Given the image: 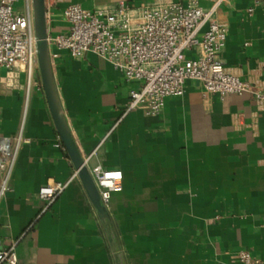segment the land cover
Wrapping results in <instances>:
<instances>
[{"label":"crops","instance_id":"1","mask_svg":"<svg viewBox=\"0 0 264 264\" xmlns=\"http://www.w3.org/2000/svg\"><path fill=\"white\" fill-rule=\"evenodd\" d=\"M94 9L119 0H71ZM136 6L154 0H123ZM196 2L210 8L213 0ZM65 2L47 4L48 37L67 32ZM229 0L221 57L242 80L264 81V9ZM22 6H17L21 10ZM192 55V52H187ZM61 104L88 167L123 173L108 209L126 264H241L248 250L264 264V110L249 93L206 99L196 80L168 97L162 112L123 115L137 87L106 59L66 52L53 62ZM22 136L0 201V250L15 244L18 264H115L107 235L54 125L38 73L0 67V135ZM68 182L49 205L39 188Z\"/></svg>","mask_w":264,"mask_h":264},{"label":"built area","instance_id":"2","mask_svg":"<svg viewBox=\"0 0 264 264\" xmlns=\"http://www.w3.org/2000/svg\"><path fill=\"white\" fill-rule=\"evenodd\" d=\"M22 1L21 10L17 3ZM229 0H213L210 8L195 1L154 0L133 6L119 0L112 7L89 9L71 0L65 2L63 16L68 31L48 37L52 63L62 52L73 58L92 52L108 60L121 75L137 87L129 92L123 115L141 109L156 116L168 97L185 93L186 82L196 80L206 99L215 95L249 93L264 110V81L252 83L232 73L221 53L228 37L227 23L219 20L217 10ZM264 9V0H253ZM191 51L192 55L187 52ZM22 63L28 83L38 71L37 46L32 0H0V67L14 69ZM22 136L0 135V201L10 190V179ZM103 202L108 206L112 193L123 189L119 169L96 164L89 168ZM68 182L50 180L39 188V196L51 204ZM241 264H260L248 250H240ZM0 264H18L15 244L0 250Z\"/></svg>","mask_w":264,"mask_h":264},{"label":"water","instance_id":"3","mask_svg":"<svg viewBox=\"0 0 264 264\" xmlns=\"http://www.w3.org/2000/svg\"><path fill=\"white\" fill-rule=\"evenodd\" d=\"M32 4L37 46L38 75L54 125L76 170V174L103 225L115 259V264H126L110 211L103 202L87 162L74 140L61 104L48 45L46 0H32Z\"/></svg>","mask_w":264,"mask_h":264},{"label":"rangeland","instance_id":"4","mask_svg":"<svg viewBox=\"0 0 264 264\" xmlns=\"http://www.w3.org/2000/svg\"><path fill=\"white\" fill-rule=\"evenodd\" d=\"M21 4H22V1H20L19 3H17L15 7L20 6ZM36 73H38V71Z\"/></svg>","mask_w":264,"mask_h":264}]
</instances>
